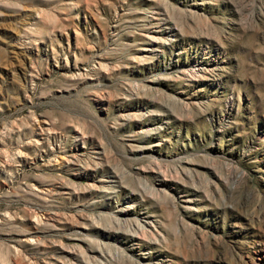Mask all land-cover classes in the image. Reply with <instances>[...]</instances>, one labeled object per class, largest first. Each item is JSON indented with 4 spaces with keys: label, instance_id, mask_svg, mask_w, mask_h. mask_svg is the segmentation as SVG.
<instances>
[{
    "label": "rangeland",
    "instance_id": "374dc122",
    "mask_svg": "<svg viewBox=\"0 0 264 264\" xmlns=\"http://www.w3.org/2000/svg\"><path fill=\"white\" fill-rule=\"evenodd\" d=\"M0 264H264V0H0Z\"/></svg>",
    "mask_w": 264,
    "mask_h": 264
}]
</instances>
